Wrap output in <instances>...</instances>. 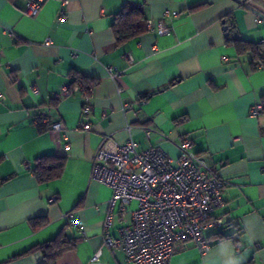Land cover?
Masks as SVG:
<instances>
[{
    "label": "crops",
    "instance_id": "0c3cea01",
    "mask_svg": "<svg viewBox=\"0 0 264 264\" xmlns=\"http://www.w3.org/2000/svg\"><path fill=\"white\" fill-rule=\"evenodd\" d=\"M126 3L142 7L145 32L117 43L114 15ZM23 8L24 0H0V264H41L39 253H25L62 230L77 242L56 264H132L104 244L111 191L90 179L97 149L129 139L174 160L189 140L225 182L211 217L222 225L204 230L209 248L186 242L169 264H264V113L250 115L264 96V67L227 42L264 48V18L248 9L264 14V0H45L35 17ZM149 21L167 32L149 31ZM41 114L64 125L67 148L34 124ZM42 156L64 158L60 178L36 181ZM134 208L115 212L110 236ZM70 212L83 234L68 224Z\"/></svg>",
    "mask_w": 264,
    "mask_h": 264
},
{
    "label": "built area",
    "instance_id": "2783aa9c",
    "mask_svg": "<svg viewBox=\"0 0 264 264\" xmlns=\"http://www.w3.org/2000/svg\"><path fill=\"white\" fill-rule=\"evenodd\" d=\"M44 1L24 0L23 12L29 17L37 16ZM236 1L249 7L254 0ZM64 14V11L60 13L61 19ZM259 20L256 17V21ZM147 29H155L158 35L167 32L163 21L155 25L149 21ZM107 72L111 78L116 76L111 68ZM76 89L89 91L83 88L80 79H77ZM70 93L69 87L61 89L62 96ZM261 111L262 105L257 104L250 109V115L257 117ZM34 124L59 137L67 148L66 130L61 122H51L41 114ZM82 128L89 131L90 124L85 123ZM191 147L189 140L181 141L176 160L158 148L139 150L131 139L113 148L97 149L90 179L111 191L103 223L104 244L111 251H122L128 263L169 264L178 247L186 242L204 252L210 246L204 236L205 228L221 227V221L211 217L223 205L221 192L225 182L195 157ZM132 203L135 208L131 211L130 223L118 229L117 237L110 236L115 212L123 215ZM65 218L71 227L83 234L82 223L72 212ZM98 258L99 252L94 254L92 261Z\"/></svg>",
    "mask_w": 264,
    "mask_h": 264
},
{
    "label": "trees",
    "instance_id": "16d2710c",
    "mask_svg": "<svg viewBox=\"0 0 264 264\" xmlns=\"http://www.w3.org/2000/svg\"><path fill=\"white\" fill-rule=\"evenodd\" d=\"M112 29L117 43H122L145 32L143 9L139 5L126 3L114 15ZM227 42L234 45L239 55L250 54L251 64L264 67V48L261 45L248 43L235 37L227 38ZM77 81V80H76ZM75 81V82H76ZM74 82V83H75ZM89 90V85H84ZM261 113H264V96L261 97ZM64 168V158L56 156H42L36 160L32 174L38 183H48L60 178ZM42 222H35V226ZM222 238V237H220ZM77 239L69 237L66 231H60L52 240L36 245L25 254L39 253L41 264H56L57 260L67 251L75 248ZM244 264H254L248 261Z\"/></svg>",
    "mask_w": 264,
    "mask_h": 264
},
{
    "label": "water",
    "instance_id": "95a60500",
    "mask_svg": "<svg viewBox=\"0 0 264 264\" xmlns=\"http://www.w3.org/2000/svg\"><path fill=\"white\" fill-rule=\"evenodd\" d=\"M250 11H252L253 13H255L257 16H259L260 18H264V14H261V13H259V12H257V11H255L254 9H252V8H248ZM226 28L224 27V30H225Z\"/></svg>",
    "mask_w": 264,
    "mask_h": 264
}]
</instances>
